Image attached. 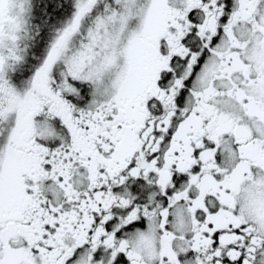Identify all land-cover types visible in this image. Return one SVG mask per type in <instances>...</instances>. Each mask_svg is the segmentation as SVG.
Listing matches in <instances>:
<instances>
[{
	"label": "snow or ice",
	"instance_id": "obj_1",
	"mask_svg": "<svg viewBox=\"0 0 264 264\" xmlns=\"http://www.w3.org/2000/svg\"><path fill=\"white\" fill-rule=\"evenodd\" d=\"M0 264H264V0H0Z\"/></svg>",
	"mask_w": 264,
	"mask_h": 264
}]
</instances>
